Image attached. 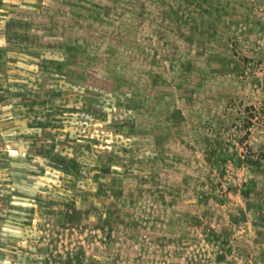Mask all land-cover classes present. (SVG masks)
Returning a JSON list of instances; mask_svg holds the SVG:
<instances>
[{"label": "trees", "instance_id": "16d2710c", "mask_svg": "<svg viewBox=\"0 0 264 264\" xmlns=\"http://www.w3.org/2000/svg\"><path fill=\"white\" fill-rule=\"evenodd\" d=\"M180 1V17L171 6L163 25L153 26L164 50L158 58L144 55L130 30L105 52L55 53L32 70L56 81L49 90L31 76L45 97H60L61 77L83 87V144L86 136L103 145L100 171L86 176L120 185L122 202L114 206V194L97 185L93 210L112 216L116 232L105 231L101 247L83 252V264H180L161 246L179 242L190 217L181 206L198 205V217L212 213L214 176L239 157L236 145L249 149L250 136L264 133V0ZM197 16L207 19L201 25Z\"/></svg>", "mask_w": 264, "mask_h": 264}, {"label": "rangeland", "instance_id": "374dc122", "mask_svg": "<svg viewBox=\"0 0 264 264\" xmlns=\"http://www.w3.org/2000/svg\"><path fill=\"white\" fill-rule=\"evenodd\" d=\"M181 5L180 0H0V264H83V252L88 256L101 247L105 231L114 227L112 216L101 219L93 210L101 200L97 185L114 194L111 205L122 202L116 178L86 176L100 171L103 145L86 136L83 144V87L71 88L61 77L60 97L54 91L41 95L31 76L49 90L56 81L32 72L35 63H49L55 53L83 58L105 52L110 39L130 30L127 38L143 45L144 55L158 58L164 50L153 26L163 23L171 6L180 17ZM197 18L202 25L207 16ZM246 144L249 149L236 145L239 157L226 159L228 170L212 180L215 197L207 204L212 213L198 217V205L181 206L190 217L184 216L180 240L161 246L170 262L178 257L180 264H264V133Z\"/></svg>", "mask_w": 264, "mask_h": 264}]
</instances>
